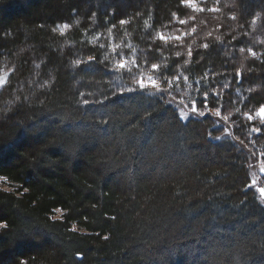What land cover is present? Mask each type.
<instances>
[{
  "label": "trees",
  "instance_id": "trees-1",
  "mask_svg": "<svg viewBox=\"0 0 264 264\" xmlns=\"http://www.w3.org/2000/svg\"><path fill=\"white\" fill-rule=\"evenodd\" d=\"M192 1L0 0V264H264V0Z\"/></svg>",
  "mask_w": 264,
  "mask_h": 264
},
{
  "label": "rangeland",
  "instance_id": "rangeland-1",
  "mask_svg": "<svg viewBox=\"0 0 264 264\" xmlns=\"http://www.w3.org/2000/svg\"><path fill=\"white\" fill-rule=\"evenodd\" d=\"M187 3L194 5V2L192 0H187ZM8 76H9L8 72H4V71L0 72V92L5 86ZM141 85L144 86V84H141ZM155 86H157V83H154V82H149L147 84V87H150V88H154ZM174 104L178 108V110L180 111L184 119H187L189 117H196L200 115L195 109H193L192 107L186 106L183 103L174 102ZM258 115H260L261 117H264V107L259 110ZM222 125L224 126V128H227V125H225L224 123ZM251 174H252V186L256 189L257 185L259 184L258 182L260 180L259 176L264 177V165L258 162L251 163ZM0 185L3 187H8L1 181H0Z\"/></svg>",
  "mask_w": 264,
  "mask_h": 264
}]
</instances>
